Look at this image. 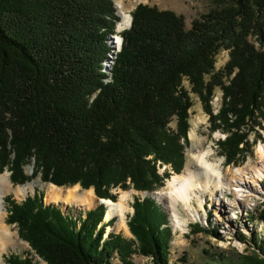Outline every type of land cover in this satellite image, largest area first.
Here are the masks:
<instances>
[{"label": "trees", "instance_id": "trees-1", "mask_svg": "<svg viewBox=\"0 0 264 264\" xmlns=\"http://www.w3.org/2000/svg\"><path fill=\"white\" fill-rule=\"evenodd\" d=\"M217 1L189 28L172 10L137 4L107 69V35L118 20L113 0H0V171L14 185L39 177L109 200L115 188L155 191L184 165L192 106L184 80L211 131L224 133L216 145L225 163L238 164L262 139L254 127L264 132V0ZM222 50L228 59L215 69ZM216 88L222 97L214 113ZM43 196L4 198L7 222L43 264H112L114 255L133 264L134 253L170 264L171 229L153 199L135 197L134 239H125L106 234L112 221L103 222L102 205L73 216ZM192 229L206 231L199 223ZM251 242L254 249L235 262L218 254V264H264V237ZM7 262L33 264L13 254Z\"/></svg>", "mask_w": 264, "mask_h": 264}, {"label": "rangeland", "instance_id": "rangeland-1", "mask_svg": "<svg viewBox=\"0 0 264 264\" xmlns=\"http://www.w3.org/2000/svg\"><path fill=\"white\" fill-rule=\"evenodd\" d=\"M118 2H120L121 8L129 14L139 3L155 6L161 10H172L176 14L183 16L186 28L190 27V22L194 18L206 13L209 9L215 7L218 4L217 0H113L115 14L118 16V20L116 21L114 27V32L117 31L116 33L118 35L121 31L127 29L131 23L130 19L128 25L121 29L117 28L118 23L121 22L120 16L118 14ZM114 32L113 34L110 33L107 35V43L111 48L108 56L111 55L113 57H115L116 52H118L120 49V46L116 48L115 40H112L114 38ZM227 59V50L220 51L215 59V69L222 68ZM107 79L109 78L107 77ZM183 86L189 91V96L192 102V106L189 109L188 118L189 129L187 132V138L189 143L184 148L185 161L187 159V155L195 150L210 149L212 154L208 158L211 161L220 160V166L223 172H225V176L228 181L227 185H225L221 193L220 191H216L214 196V198H217L216 201L213 199L212 195H207V197L203 200V209L199 210L201 216L195 220H189L185 226H182L181 230L174 227L167 209L153 194L154 192L162 191L166 186L167 180L170 179L171 176L175 175V173L170 171V177L165 181L164 186L152 192L136 191L132 188L126 190H122L120 188L112 189L111 193L116 196L114 200H111L113 202L119 201L123 193L127 194L126 197L121 200L127 231L123 229L124 227L121 229L114 228L117 222V217L113 216L107 221H112V223L111 226H107L105 228L106 234L108 232H112L115 234H121L125 239H134L128 230V221L133 213V201L135 197H138L141 200L143 198L149 197L154 200L159 210H161L166 215V225L171 229V240L169 242L168 248L170 264H218V258H220L219 256L217 257L218 254L227 261L235 262L238 254L250 252L254 249L251 239L264 237V176H260L262 181L260 182L258 181L259 173L255 172V170L260 167L261 163L259 162L260 157L258 149L260 147H264V132L261 128L255 126L253 131L261 134L262 139H257L256 142L251 144V147H249L244 154L245 157L238 164H226L224 161V156L220 154L216 145L217 140L224 137V133L221 130L211 131L208 115L204 112L203 105L200 102L198 96L190 92V85L187 80L183 81ZM221 97V90L216 88L210 101L212 112L216 113L218 111V108L221 104ZM169 127H175L174 120L169 123ZM243 130L247 131L248 128L245 127ZM253 131L249 130L248 132L249 142L253 141L255 136ZM190 134L192 135L190 136ZM184 165L180 173L183 172ZM164 168V166L159 167V173L162 174ZM235 168L241 169L240 177L243 179V181L250 180V182H246L245 185L243 184L242 186L236 187L235 178H233V174L231 173V171ZM31 169V164L24 167V171L27 176L31 175ZM4 172H7L9 178L10 172L7 170L0 171V173ZM254 174L257 176H254ZM31 183L35 184H33L32 188L27 187V191L25 193L15 194L13 191H9L3 196L2 204L5 216L4 223L10 226L11 229L16 232L19 244L14 247H8L7 249H4L2 253L0 252V264H8L7 259L12 254L21 256L22 258L28 256L32 259L33 264H43V262L34 255L29 244L19 237L17 227L14 224L7 222L9 211L7 205L4 202L5 196L11 195L17 202H20L27 196H32L35 190H40L44 193L43 203L45 205H57L63 214H71L73 216H77L84 211L94 209L100 205L106 208V205L103 203H99L93 208L87 209L76 204L49 202L46 199V190L50 183L42 182L39 177H36L22 185H14L10 181L12 187L29 185ZM57 188L66 189L69 187ZM78 188L79 190H86L82 189L79 185ZM252 194H255V196H251ZM220 201L225 204V207L222 209H219V205L217 204ZM192 204L195 207L197 206L195 200H192ZM178 207L179 209H182V204L179 203ZM195 223H199L206 229V231L194 232L192 228L193 224ZM212 228L216 231V235H213L210 232ZM241 235L245 237L246 241L241 239ZM131 257L133 264H152L149 260V257H145L137 253H134ZM112 264H121L117 255L112 257Z\"/></svg>", "mask_w": 264, "mask_h": 264}, {"label": "bare ground", "instance_id": "bare-ground-1", "mask_svg": "<svg viewBox=\"0 0 264 264\" xmlns=\"http://www.w3.org/2000/svg\"><path fill=\"white\" fill-rule=\"evenodd\" d=\"M118 6V14L120 16L121 22L118 23L117 28L121 29L129 24L131 16L121 8L120 2H118ZM116 32L113 35L114 38L112 40H115V45L117 48L120 43V37L116 35ZM109 59L110 60L108 62L104 63L107 69H109L112 64L113 56L109 55ZM191 135L192 134H190V136ZM258 153L260 157L259 162L261 163L260 167L257 168L255 172L259 173L258 181L262 182L260 176H264V147H260L258 149ZM211 154L212 151L210 149H198L193 151L192 153H189L185 161L183 172L171 176V178L167 180L166 186L162 191L153 193L154 196L159 200V202H161L167 209L175 228L181 230L182 226H185L189 220H195L199 218L201 216L199 210L203 209L204 198H206L207 195L210 194L216 201L217 198H214L216 191H220L221 193L225 185H227L228 183L225 172H223L220 166V160H209L208 157ZM240 170V168H235L231 171V173L233 174V178H235L236 187L242 186L243 184L245 185L246 182H250V180L243 181V179L240 177ZM254 176L257 175L254 174ZM33 184L35 183L12 187L7 172L0 173L1 253L4 249H7L8 247H14L19 244L16 232L13 231L10 226L4 223L5 216L2 204L3 196L9 191H13L15 194L25 193L27 191V187L32 188ZM126 195L127 194L123 193L119 201L113 202L109 199L98 200L97 197H95V195L93 194L92 189L89 188L86 190H79L78 185L63 189L49 184L46 190V199L49 202L76 204L87 209H91L99 203L105 204L106 210L103 216V220L107 222L111 217L116 216L117 222L114 228L121 229L124 227L123 229L127 231L126 222L124 220V213L121 205V200L126 197ZM251 196L254 197L255 194H252ZM192 200L196 201V207L192 204ZM179 203L182 204V209H179ZM217 204L219 205V209L225 207V204H223V202L221 201Z\"/></svg>", "mask_w": 264, "mask_h": 264}, {"label": "built area", "instance_id": "built-area-1", "mask_svg": "<svg viewBox=\"0 0 264 264\" xmlns=\"http://www.w3.org/2000/svg\"><path fill=\"white\" fill-rule=\"evenodd\" d=\"M119 47V46H118Z\"/></svg>", "mask_w": 264, "mask_h": 264}, {"label": "water", "instance_id": "water-1", "mask_svg": "<svg viewBox=\"0 0 264 264\" xmlns=\"http://www.w3.org/2000/svg\"><path fill=\"white\" fill-rule=\"evenodd\" d=\"M99 200V199H98Z\"/></svg>", "mask_w": 264, "mask_h": 264}]
</instances>
